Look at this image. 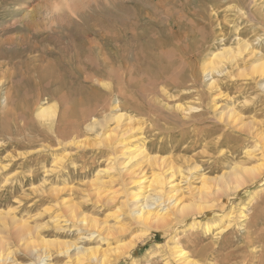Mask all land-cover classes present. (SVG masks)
<instances>
[{"label": "rangeland", "instance_id": "obj_1", "mask_svg": "<svg viewBox=\"0 0 264 264\" xmlns=\"http://www.w3.org/2000/svg\"><path fill=\"white\" fill-rule=\"evenodd\" d=\"M238 41L254 55L236 54ZM222 47L234 62L205 77L201 63ZM263 62L264 0H0V214L33 229L30 243L37 233L120 248L106 264H177L171 238L198 264H264V80L251 71ZM41 105L54 107L52 121L36 118ZM120 112L132 124L115 123ZM93 118L99 125L86 129ZM119 143L142 146L134 169L148 179L157 159L179 168L186 179L174 177L177 198L202 210L175 213L160 230L135 224L121 206L129 176L109 169L122 158ZM238 164L262 170L230 192L224 184L235 182L217 178ZM66 205L117 230L87 240ZM8 224L11 256L31 262Z\"/></svg>", "mask_w": 264, "mask_h": 264}, {"label": "bare ground", "instance_id": "obj_2", "mask_svg": "<svg viewBox=\"0 0 264 264\" xmlns=\"http://www.w3.org/2000/svg\"><path fill=\"white\" fill-rule=\"evenodd\" d=\"M116 7V6H114ZM237 52L236 54H241L242 52H248L250 55H254V51L250 49L249 44H247L244 41H238L237 42ZM241 52V53H240ZM233 53L231 50L227 47H222L219 52L212 53L206 60H204L201 65H200V71L205 77H209L212 73L220 74V66L223 64V62H234L233 61ZM135 55V54H133ZM238 56V55H236ZM240 56V55H239ZM222 63V64H221ZM221 64V65H220ZM226 65V64H225ZM223 67V66H222ZM226 71V70H225ZM251 71L253 74H256L255 77L259 78V80H264V62L260 63L258 65H254L251 68ZM211 80V79H210ZM214 80L210 81L208 84V88L210 89H217V85ZM260 88H264V85L261 83L259 84ZM53 106L50 105H41L36 108L34 111L36 118L40 120H51L54 115V110ZM217 108V107H216ZM215 108V110H216ZM114 109V108H113ZM231 111L228 113L230 114ZM226 112V115H228ZM233 115V114H232ZM230 116V115H229ZM112 120L115 123H120L122 120H127V125L132 124L131 118L127 117L124 113H118L116 114ZM48 122V121H47ZM134 122V121H133ZM46 123V122H45ZM51 124V122H49ZM100 123V122H99ZM99 125L96 119H92L91 123L86 125V129H94L95 127ZM47 126V124H46ZM77 130V129H76ZM80 131V129L78 130ZM90 131V130H89ZM75 133V132H74ZM74 135V134H73ZM75 137V136H74ZM79 137V136H77ZM110 137V135H106L104 137L105 140H107ZM112 138H114L112 136ZM116 138V137H115ZM75 139V138H74ZM78 139V138H77ZM73 140V139H72ZM110 140V138L108 139ZM113 140V139H111ZM82 142V141H81ZM114 142V141H113ZM74 144V143H73ZM76 144V143H75ZM79 144V143H77ZM76 144V145H77ZM108 145V144H107ZM120 155L122 158L118 160V156L112 157L117 161V167L115 169V166L112 165L110 166L109 169H114L119 172H124L129 176L128 182L129 186L125 190H127L125 194V201L122 202V207L124 209H127L129 211V216L131 217L132 221L135 222L138 226L141 227H148L150 230V226L155 227L156 229H162V227H165L170 220L171 217L175 216V213H178V215L184 214L185 212L188 211H201L202 210V205L201 204H187L184 205L182 201L177 198L178 196V183H175V176H178V179H186L184 178V175L182 174V171L179 168H175L173 166H169L168 168H165L164 165V160L163 159H157V163L160 161V167L157 166L158 164L154 163L153 166H157L159 169L158 174H154L151 179L146 178V175L142 173L143 169H134L137 167L139 162H135V160L142 156L144 153V149H142V146L139 147H134V145L131 146H126L124 147L120 143ZM78 146V145H77ZM80 146H82L80 144ZM112 146V145H111ZM110 147V146H109ZM124 147V148H123ZM134 147V148H133ZM123 148V149H122ZM150 158H147L145 161H149L152 163V160H149ZM152 159V158H151ZM155 159V158H154ZM59 161V160H58ZM56 161V162H58ZM147 163V165H150V163ZM154 162V161H153ZM153 164V163H152ZM152 166V165H151ZM3 167H1L2 169ZM261 166L259 167H245L241 166L240 164L234 165L228 174L225 177V174H222L221 177H218L217 181L218 183L221 181H224L227 177L229 179L231 178L232 181H234V186H226L224 184V187L226 190L230 192H235L238 191L239 188L244 186L243 182V177L244 175L247 176H253L255 175L258 171L262 170L260 169ZM140 170V171H139ZM196 170V166H192L191 168L187 169V171L190 173L191 171ZM106 171V170H105ZM103 170L97 171L95 175L101 174L102 172H105ZM158 171V170H157ZM155 173V172H154ZM120 174V173H119ZM122 174V173H121ZM123 176V175H122ZM200 181H201V186L206 187L208 179L204 176H199ZM97 178H95L96 180ZM211 180V179H210ZM215 182V181H214ZM144 183H147V186L142 187ZM91 184H95L93 181ZM125 184V183H124ZM181 190V189H180ZM188 191L190 190L189 188L187 189ZM186 190V191H187ZM206 190V189H205ZM215 192L218 193L220 190L219 189H213ZM212 190V191H213ZM184 191V190H183ZM57 192V191H56ZM212 193V192H209ZM96 199L98 198L99 194L96 193ZM182 195V194H180ZM210 195V194H208ZM228 195V194H227ZM190 196V195H189ZM185 198V197H184ZM200 200V199H199ZM67 206L69 218L71 217L72 221L74 223H77V229L79 233H85L87 234L86 238L87 240H91L94 238V234H97L102 238L101 235H106L105 237H108L109 233H112L114 230H117L115 228L107 227L104 226V221H98L97 219H93L90 217H87L82 214H74V207L73 206ZM63 208V206H62ZM66 209V207H64ZM76 212V211H75ZM128 213V212H127ZM192 212H190L191 214ZM61 214V213H60ZM190 214H185V216H189ZM66 215V214H65ZM177 215V216H178ZM61 216V215H60ZM64 216V215H63ZM179 216V217H181ZM192 216V215H190ZM195 218V216H194ZM192 219V218H191ZM8 220V222H7ZM194 220V219H193ZM171 221V220H170ZM182 220H177V223L179 224ZM192 221V220H191ZM12 223L16 227V232L14 233L17 241V248L18 249H23V251L26 252V254L30 255L32 258L31 262L25 263V264H50L51 262V256H50V249L54 250L55 253L59 257L65 256L68 260H70L73 264H82L84 261H88L87 264H90V262H99V264H103L111 258L110 256L112 254L120 256L119 252L121 251L120 248L114 247V248H109L110 244H107L105 249H102L100 246L95 245V246H89L88 248H83V247H78L76 244L70 242V241H65V240H59V239H45L42 238L41 236L37 235L35 233L34 239L32 240V243H30L27 240L24 241L25 236L30 235L33 229L27 227L26 223L24 221H19L16 220L13 216H10L8 213L0 214V264H21L14 259L12 254V250L10 249V246L6 243L5 237H3V233L8 229V223ZM55 222V221H53ZM182 223V222H181ZM198 221L192 222L189 224V226H197ZM218 224H220L217 220L213 221L210 225H205L204 227V234L208 235L209 232L216 227ZM59 229H62L60 223L57 222L56 224ZM62 225V224H61ZM124 227L121 226L120 230L121 231ZM151 228V229H152ZM73 229V227H72ZM58 230V229H57ZM157 231V230H154ZM62 232V230H61ZM143 234V232H142ZM145 235V234H143ZM141 236V235H140ZM139 236V237H140ZM99 237V238H100ZM139 237H137L139 239ZM145 237V236H144ZM96 238V237H95ZM136 238V236L134 237ZM143 238V236H142ZM30 240V241H31ZM101 242L104 240L103 238L100 239ZM24 241V242H22ZM28 241V242H26ZM134 242V240H132ZM131 241V243H132ZM170 244L167 245V250H169V254L174 259V262L177 264H198L194 261L188 260V257L186 256V253L184 250L178 247V244L174 242V239L171 238ZM131 243H128L129 245ZM132 247L133 246H129ZM133 245V244H131ZM135 245V244H134ZM126 247V249L128 248ZM168 254V253H167ZM168 254V255H169ZM117 257V256H116ZM118 258V257H117ZM110 262V261H109ZM168 264L167 262H165ZM164 263V264H165Z\"/></svg>", "mask_w": 264, "mask_h": 264}]
</instances>
